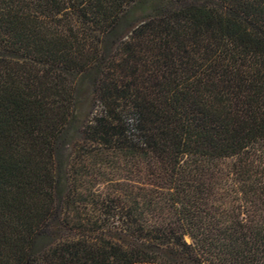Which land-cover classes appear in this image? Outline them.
<instances>
[{"label": "trees", "instance_id": "trees-1", "mask_svg": "<svg viewBox=\"0 0 264 264\" xmlns=\"http://www.w3.org/2000/svg\"><path fill=\"white\" fill-rule=\"evenodd\" d=\"M0 264H264V0H0Z\"/></svg>", "mask_w": 264, "mask_h": 264}, {"label": "rangeland", "instance_id": "rangeland-1", "mask_svg": "<svg viewBox=\"0 0 264 264\" xmlns=\"http://www.w3.org/2000/svg\"><path fill=\"white\" fill-rule=\"evenodd\" d=\"M149 9L137 8L133 11L130 16L132 22H138L144 18ZM93 90L91 87L90 79L80 80L79 93H78V112H77V128L82 126L85 121L88 119L90 114L93 112V102H92ZM71 142L66 147L64 151V159L67 165L71 164L74 161V154L78 145L83 144L80 134L76 129L71 133ZM88 146V145H87ZM102 157H98V153L94 151L93 154L86 156V164L89 165L92 169L91 173L86 175L84 178L80 179V186L82 190H89L92 196L83 198L82 201L84 204H80V209L82 212L92 211L94 206L92 205L93 195H100L101 192H109L112 186L117 185L119 182H128L130 181L127 177L123 175H114L110 171V166L101 163ZM76 162V160H75ZM81 164L82 162L79 161Z\"/></svg>", "mask_w": 264, "mask_h": 264}]
</instances>
